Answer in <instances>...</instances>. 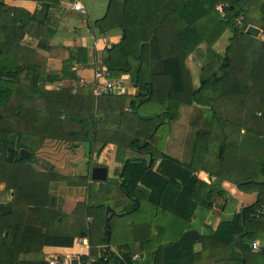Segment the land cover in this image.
<instances>
[{
  "label": "trees",
  "instance_id": "16d2710c",
  "mask_svg": "<svg viewBox=\"0 0 264 264\" xmlns=\"http://www.w3.org/2000/svg\"><path fill=\"white\" fill-rule=\"evenodd\" d=\"M17 10L0 0V181L12 191L7 202H0V264H45L23 255L40 253L43 238L63 216L51 208L47 185L50 179L70 177L30 164L45 137L85 142L88 155L97 141L100 147L115 145L122 170L114 187L129 202L122 210L124 223L134 222L131 213L148 204L149 231L140 243L151 250L149 264H194L197 241L224 248L227 254L215 264H264V222L253 214L254 202H264V38L246 30L253 24L264 36V0H108L93 24L100 31L118 26L121 33L100 59L112 78H127L135 91L99 96L84 85L75 92L68 86L45 87L59 76L47 71L44 55L21 43L26 19ZM222 36L224 47L217 49ZM188 58L198 72H192ZM182 105H191L188 122L194 127L187 161L164 151V134ZM20 146L29 149L26 158L18 157ZM237 169L244 174L237 185L254 189L256 199L202 236L190 223L194 205L204 201L195 194L214 182L195 172L221 181ZM111 187L99 189L112 195ZM141 189L147 190L144 198ZM77 205L90 207L83 201ZM159 211L180 221L177 237L163 236ZM114 215L107 218L110 225ZM12 226L10 239L5 232ZM84 229L91 242V228ZM253 237L261 240L259 251L250 248ZM111 239L110 226L101 241ZM90 264L138 262L129 253L108 249Z\"/></svg>",
  "mask_w": 264,
  "mask_h": 264
},
{
  "label": "crops",
  "instance_id": "0c3cea01",
  "mask_svg": "<svg viewBox=\"0 0 264 264\" xmlns=\"http://www.w3.org/2000/svg\"><path fill=\"white\" fill-rule=\"evenodd\" d=\"M81 1L85 5V12L71 8V0H3L5 4L19 8L20 10L17 12L26 19L21 43L44 55L47 71L59 76L57 79L45 83V87L48 89H55L53 86L58 82H62V86H67L69 81L83 78L86 82L84 87L92 92V72L96 64L95 60L100 59L105 46L117 41L120 37L121 29L118 26L100 31L93 24L94 19L105 12L108 0ZM260 31L261 29L258 27L256 36L261 35ZM187 64L191 70L197 67V64L190 58L187 59ZM126 80L127 92L125 93H133L135 87L127 78ZM176 139L174 132L171 133V137L165 143L164 151L179 161H187L190 157L191 143L189 142L186 147V143ZM180 141L182 143L177 145ZM84 144L86 143L76 140L45 137L35 149L34 157L30 162L32 167L38 171H44L51 167L55 173L68 176L71 180L50 179L48 182V194L52 199L49 204L51 208L61 211L63 216H58V223L53 222L51 228L53 233H50L45 239L43 238L40 253H26L23 256L42 260L45 264H47V258L50 255H56L68 262L71 257L75 256L78 259V264H90L95 256L109 249L120 255L122 253L131 254L132 259L138 264H149L151 250H144L140 243L141 238H147L149 231L146 226L147 208L144 209V207H148V204H144L140 211L134 210L131 213L134 222L128 218L124 223L122 210L129 202L119 195L114 187L120 181L119 175L122 170L121 163L114 157L115 145L110 142L104 147H100L101 142L97 141L94 143L91 154L85 156L83 151L87 153V149ZM93 164L106 166L104 181L90 177V168ZM54 168L59 171H55ZM238 170H233L221 181H213L203 170L195 172L197 177L206 183L214 182L210 189L205 187L203 191L195 194L196 200L204 199V201L194 205L190 223L202 236H209L221 220L231 217L243 205L256 199L257 195L254 189L246 190L237 185L236 180L244 176L243 172ZM86 174L88 177L85 180L80 178ZM108 184L112 186L110 189L112 195L99 189L100 187L105 189ZM139 191L144 198L147 190ZM10 193L4 189V182L0 181V202H7L11 196ZM108 199L111 201L105 203ZM82 201L91 204L94 214L83 213L85 206L77 205ZM101 202H104V207L105 204L112 207L108 216L112 212L116 214L111 220V225L109 224L111 233L115 236V242L101 241V236L105 235V210H101L99 207ZM102 215L101 222L100 216ZM93 216L96 221L91 228V242H89L83 225L88 228V223L94 219ZM157 220L158 227L163 231V236L167 235L166 238L175 237L180 221L178 223L165 211L158 212ZM123 230L126 231L124 238L120 235ZM13 233L14 226L5 232V235L8 234L12 239ZM78 238H82V241L79 242ZM253 238H257L261 246L260 238ZM166 241L168 240L163 242ZM194 251V264H215V258L221 254H227L224 248L221 247L218 251L209 247L206 242L202 244L201 241L194 244ZM79 255L86 256V259H80Z\"/></svg>",
  "mask_w": 264,
  "mask_h": 264
},
{
  "label": "built area",
  "instance_id": "2783aa9c",
  "mask_svg": "<svg viewBox=\"0 0 264 264\" xmlns=\"http://www.w3.org/2000/svg\"><path fill=\"white\" fill-rule=\"evenodd\" d=\"M71 8L85 12L86 8L84 3L81 0H71ZM216 9L222 13L221 4H216ZM242 19V14L236 16V22L240 23ZM96 64L93 68V84L92 92L95 96H99L107 93H125L127 92V80L124 77L112 78L107 66L102 63L101 59L95 60ZM86 82L83 78L69 81L67 86L75 92L80 85H84ZM63 83L58 82L53 87L58 89L62 87ZM253 214L257 220L264 222V202L256 201L253 204ZM78 241L81 242L82 238H78ZM250 247L253 250L260 249V243L257 238H251ZM47 264H69L68 261L62 260L56 255H50L47 258Z\"/></svg>",
  "mask_w": 264,
  "mask_h": 264
},
{
  "label": "rangeland",
  "instance_id": "374dc122",
  "mask_svg": "<svg viewBox=\"0 0 264 264\" xmlns=\"http://www.w3.org/2000/svg\"><path fill=\"white\" fill-rule=\"evenodd\" d=\"M261 36V35H260ZM262 38H264V36H262ZM225 41H226V36H222V37H220L217 41H216V44H215V47L217 48V49H221V48H223L224 47V43H225ZM192 60V59H191ZM193 61V60H192ZM192 64V66H193V63H191ZM193 68H194V66H193ZM192 72H198V67H196L195 69H192ZM196 79V78H195ZM141 107L142 108H144V110H146V108L144 107V106H140V108L139 109H141ZM141 111V110H140ZM190 111H191V105H182L180 108H179V111H178V115H177V118L175 119V120H173L172 122H171V128H170V133H166V134H164V144L166 143V141H168V139L171 137V133L173 134V132H174V135H175V137L177 138L176 140H182V142H184V143H186V147L188 146V144H189V142L191 143V138H192V132H193V130H194V127H192L190 124H189V122H188V119H189V115H190ZM172 128H173V130H172ZM173 131V132H172ZM181 141H180V143H177V145L178 144H181L182 143ZM166 145V144H165ZM165 145H164V147H165ZM217 150H218V148H217ZM83 153H84V155L86 156L87 155V153L85 152V151H83ZM252 155V157H254V155L253 154H251ZM247 160H249V158L247 159ZM251 160H252V162H255L256 160H253V159H251L250 158V162H251ZM248 163V162H247ZM82 164L84 165V163L82 162ZM55 169V168H54ZM55 171H59V169H55ZM246 172V171H245ZM109 201H111V200H107L105 203H109ZM88 204V205H87ZM86 205L87 206H91V204H89V203H87ZM107 204H105V207H104V210H105V208L107 207V206H109V205H107ZM80 207H81V205H80ZM111 207V206H110ZM86 208V207H85ZM112 208V207H111ZM81 210H84V209H81ZM90 213L91 215L93 214V212H94V210H93V208H92V206H91V209L90 208H86L84 211H83V213ZM131 216V215H130ZM94 217V216H93ZM132 217V216H131ZM95 217H94V219H92L89 223H88V226L90 227V228H93V225H94V223H95ZM100 221V220H99ZM83 225V224H82ZM86 226L85 225H83V228H85ZM120 235H122V238H124L125 237V235H126V231L125 230H123L122 231V233L120 234ZM114 239H115V236L112 234V242H115L114 241Z\"/></svg>",
  "mask_w": 264,
  "mask_h": 264
},
{
  "label": "water",
  "instance_id": "95a60500",
  "mask_svg": "<svg viewBox=\"0 0 264 264\" xmlns=\"http://www.w3.org/2000/svg\"><path fill=\"white\" fill-rule=\"evenodd\" d=\"M246 30L256 36L258 34V27L252 24L248 25ZM221 144H218V153H220ZM30 151L25 147L18 148V157L19 158H26L29 155ZM106 171L107 168L104 165L93 164L90 168V177L95 180L104 181L106 179ZM112 211L110 206L105 208V217H104V234L105 236L109 235V222L107 220L108 212ZM239 238V236L237 237ZM70 264H78L77 257L73 256L69 259Z\"/></svg>",
  "mask_w": 264,
  "mask_h": 264
}]
</instances>
